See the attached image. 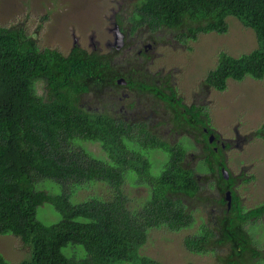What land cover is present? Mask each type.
<instances>
[{
    "label": "trees",
    "instance_id": "1",
    "mask_svg": "<svg viewBox=\"0 0 264 264\" xmlns=\"http://www.w3.org/2000/svg\"><path fill=\"white\" fill-rule=\"evenodd\" d=\"M125 12L118 21L130 32L185 27L181 32L191 39L199 32L224 33L225 18L232 15L253 29L257 46L238 56L220 52L204 81L223 90L227 79L264 76V0H134ZM112 57L110 51L77 44L66 53L40 48L22 27L0 25V234L18 236L29 254L9 262L0 253V264H163L139 252L148 230L193 225L192 209L178 197L193 196L199 187L194 169L179 164L184 147L160 142L144 125L79 106L84 95L102 92L109 70L117 66ZM256 133L264 139V123ZM80 140L98 142L106 158ZM154 147L168 154L157 175L148 158ZM127 172L134 173L133 184L148 187L135 208L121 188ZM41 179L57 183L59 192L37 187ZM87 182L107 183L111 197L71 202ZM44 202L60 214L51 224L36 217ZM263 219L264 201L244 208L234 196L228 212L201 223L183 237V245L196 253L225 245L223 264H262L252 228Z\"/></svg>",
    "mask_w": 264,
    "mask_h": 264
},
{
    "label": "rangeland",
    "instance_id": "2",
    "mask_svg": "<svg viewBox=\"0 0 264 264\" xmlns=\"http://www.w3.org/2000/svg\"><path fill=\"white\" fill-rule=\"evenodd\" d=\"M132 0H0V25L22 27L26 34L36 40V44L42 47L55 48L63 53L68 52L73 42V35L77 38L78 45L89 50V35L94 34L95 41L99 42L101 51H107L106 41H113L112 33L108 31L110 16L118 6L129 5ZM227 30L224 33L209 31L197 33L196 39H187L184 47L159 46L158 52L163 56L156 57L149 65L155 68L158 63L166 60L167 65L175 64L182 67L177 74L179 88L187 94V89L194 90L198 81L203 78L206 71L215 67L220 52H226L233 56L249 52L256 48V36L252 28L244 26L236 17L227 15L225 18ZM194 25V24H192ZM168 31V29H166ZM180 31V30H178ZM174 31L169 34H159L163 40L169 41ZM191 48V51H188ZM196 59V62H195ZM168 60V61H167ZM188 60L191 64H188ZM208 63L207 68L198 71L187 82L185 74L188 71L195 72L198 63ZM188 76V75H187ZM38 93L42 92L37 84ZM106 92H92L84 95L81 102L86 105L100 107L106 103ZM95 97H99L97 102ZM213 101L206 106L211 116L210 124L223 137L232 135V127L242 134L256 131L264 123V76L262 79H254L245 75L241 80L227 79L226 87L222 92H210ZM147 105L154 106L151 98L144 97ZM192 97L187 94L186 102L190 103ZM199 100V99H198ZM167 117V115H161ZM167 126V125H166ZM187 144V167L203 174L206 165L203 159L195 158L198 148L190 138H184L181 143ZM87 150L97 157L106 158L98 142L80 140ZM148 158L151 160L150 172L157 175L164 168L168 160V154L159 153L156 148L148 150ZM194 152V155H191ZM225 161L233 175H236L241 166H246L247 175H251L248 181L236 186L238 194L242 198V204L246 208L253 207L264 201V140L254 137L242 144L241 148L231 147L224 151ZM134 173L127 172L126 180L122 185V191L128 196V206L135 208L148 195V187L144 184L135 185L132 180ZM199 180L200 188L193 196H180L183 203L192 209L194 223L191 227L179 230H170L165 226L148 230L147 241L140 247L141 254L150 256L163 264H223L226 254V246H216L215 249L204 253H196L187 250L183 245V237L196 232L201 223L211 220L217 213V206L213 205L216 192L213 188ZM41 189L50 193L59 192L57 183L50 179L39 181ZM112 188L104 182H87L78 187L71 196V202H79L90 195H99L102 198L111 197ZM36 217L45 224H51L60 218L52 204L42 203L37 207ZM258 240V249L264 255V219L258 221L252 228ZM71 245L68 244L67 247ZM80 247V246H79ZM81 248V247H80ZM0 253L9 262H18L27 258L28 247L21 239L11 233L0 234ZM127 264V263H121ZM264 264V260L262 262Z\"/></svg>",
    "mask_w": 264,
    "mask_h": 264
},
{
    "label": "flooded vegetation",
    "instance_id": "3",
    "mask_svg": "<svg viewBox=\"0 0 264 264\" xmlns=\"http://www.w3.org/2000/svg\"><path fill=\"white\" fill-rule=\"evenodd\" d=\"M133 1L124 7L118 6L117 10H113L110 16L109 27L114 20L121 27L124 35L123 43L119 48L113 46L110 41L105 43L108 47L105 52L110 51L113 55L111 61L117 63L114 71L109 70V77L101 89L102 93L106 92L107 94L106 103L100 107L94 106L92 108L90 105L80 102L79 106L88 112H105L114 118L126 121L130 125H144L160 142L162 141L168 146L180 143L184 149L181 152L179 164L186 169L189 168L187 167V144L181 143V141L184 138H190L198 148L195 158L203 159L207 169L203 174L194 171L198 186L199 180L202 178V183H206L209 188H213L217 195L213 200V205L217 206V213L212 217V220L230 210L234 196H237L240 204L246 208L242 204V198L238 194L236 186L252 176L247 175L246 166H241L237 174L233 175L225 161L224 151L231 147L241 148L242 144L254 137L261 136L256 131L242 134L238 131L237 126H233L232 135L223 137L211 126V116L206 103L213 101L209 97L210 92H222L224 89H216L205 82V76L198 81L194 90L187 89V94L192 97L191 102L187 104V94L179 88L177 80V74L183 70L181 66L167 65L164 63L166 60L163 59V62L158 63L155 68H149L154 58L163 56L162 52L156 50L157 47L164 45L173 46L174 48L184 47L186 40L191 38L186 37L187 32H181L186 31L185 27L158 26L155 29L139 27L130 32L129 28H125L123 24L120 25L118 19L119 15L126 14L125 10L129 9ZM171 31L175 33H171L172 36L169 41L163 40L159 35L169 34ZM91 34L93 37L92 40L89 39V43L92 49H100L99 42L95 41L94 34ZM72 45H74L73 42ZM191 50V48H188V51ZM188 64H191L190 60H188ZM207 66L208 63L203 64L201 62L197 64L195 72L188 71V74L186 72L187 82L198 71L201 72ZM145 96L151 98L154 106L147 105L144 102L143 98ZM95 98L97 102L100 101L99 97ZM163 114L167 117H161ZM210 134H212V138L209 141L208 136ZM154 148L159 150V153L167 154L159 147ZM193 153L191 152V155H194ZM222 167L227 169V178H224L221 174ZM199 188L200 186L197 191ZM227 191L230 193V206L227 205L225 199Z\"/></svg>",
    "mask_w": 264,
    "mask_h": 264
},
{
    "label": "water",
    "instance_id": "4",
    "mask_svg": "<svg viewBox=\"0 0 264 264\" xmlns=\"http://www.w3.org/2000/svg\"><path fill=\"white\" fill-rule=\"evenodd\" d=\"M109 31H111L112 36H113L112 45H113V46H116V47L119 48V47L122 45V43H123V35H124V34H123V32L119 29L118 24H117L114 20H113L111 26L109 27ZM92 37H93V35L91 34V35L89 36V39L92 40ZM73 43H74V44H77V38H76L74 35H73ZM211 138H212V134H210V135L208 136L209 141L211 140ZM221 170H222V171H221L222 176H223L224 178H227V169H225L224 167H222ZM225 199H226V203H227V205L230 206V193H229V191L226 192V194H225Z\"/></svg>",
    "mask_w": 264,
    "mask_h": 264
}]
</instances>
